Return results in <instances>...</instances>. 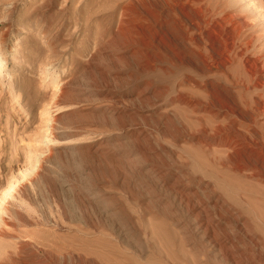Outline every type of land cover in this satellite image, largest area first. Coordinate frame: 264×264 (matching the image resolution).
Here are the masks:
<instances>
[{
  "label": "rangeland",
  "instance_id": "374dc122",
  "mask_svg": "<svg viewBox=\"0 0 264 264\" xmlns=\"http://www.w3.org/2000/svg\"><path fill=\"white\" fill-rule=\"evenodd\" d=\"M0 72V264H264V0H0Z\"/></svg>",
  "mask_w": 264,
  "mask_h": 264
},
{
  "label": "bare ground",
  "instance_id": "6f19581e",
  "mask_svg": "<svg viewBox=\"0 0 264 264\" xmlns=\"http://www.w3.org/2000/svg\"><path fill=\"white\" fill-rule=\"evenodd\" d=\"M197 23V22H196ZM200 23V22H199ZM245 23H241L240 25H239V28H240V30L241 29H243V27H245ZM234 30V29H233ZM240 32V31H239ZM220 33V32H219ZM232 33V32H231ZM218 34V33H217ZM221 34V33H220ZM217 36V35H216ZM221 39V38H220ZM224 39V38H223ZM209 40V39H208ZM207 40V41H208ZM222 40V39H221ZM220 40V41H221ZM209 42V41H208ZM213 42V41H212ZM210 43V42H209ZM221 45V44H220ZM222 46H223V44H222ZM226 46V45H225ZM213 47V46H212ZM218 47V46H217ZM221 47V46H220ZM229 47V46H228ZM222 48V47H221ZM211 49V48H210ZM225 53V52H224ZM218 55V54H217ZM223 55H225V54H223ZM226 61V60H225ZM0 76H1V72H0ZM46 133V132H45ZM42 139H44V142L46 143V145H49V141H50V139H49V137L48 136H43V138ZM35 143H37V142H35ZM6 194H7V192L5 191L4 192V195H3V197H5L6 196ZM2 201H4V198H2ZM4 214V211H3V209H2V207H0V215H3ZM35 260V259H34Z\"/></svg>",
  "mask_w": 264,
  "mask_h": 264
}]
</instances>
